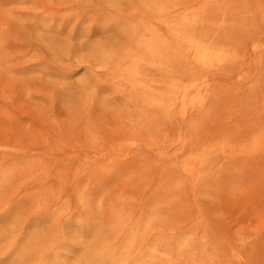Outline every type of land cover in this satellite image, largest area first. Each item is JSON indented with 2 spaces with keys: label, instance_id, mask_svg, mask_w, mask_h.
I'll return each mask as SVG.
<instances>
[{
  "label": "rangeland",
  "instance_id": "rangeland-1",
  "mask_svg": "<svg viewBox=\"0 0 264 264\" xmlns=\"http://www.w3.org/2000/svg\"><path fill=\"white\" fill-rule=\"evenodd\" d=\"M174 1L191 5L199 0ZM247 1L256 13L247 19L252 32L242 54L245 68L258 71L255 50L264 49V0H236ZM153 17L143 13L146 21ZM105 20L138 18L108 0H0V171L25 161L16 187L0 204V236L6 214L24 206L18 238L34 223L43 222L62 242H73L77 229L91 248L105 241L120 242L157 206L164 218L154 225L165 231L151 239L154 243L195 232L207 236L212 264H264L262 159L229 151L225 164L213 167L201 181L183 167L175 171L163 167L171 157L188 155L187 148L178 149L180 134L192 131L201 141L212 142L238 130L248 137L258 135L262 130L258 123L264 127V91L253 99L237 77L221 78L216 86L219 100L209 115L174 124L154 120V109L139 116L127 91L93 61L101 48L123 50L130 42L129 35L116 27L101 32L97 25ZM167 75L152 70L144 74L149 81ZM177 75L189 76L184 71ZM94 89L98 94L94 102L84 106L83 99ZM87 127L101 140L90 143ZM114 148L125 154H109ZM31 176H47L53 186L20 197L19 185ZM63 187L68 199L62 205L45 212L31 209ZM80 194L86 207L79 203ZM168 200L171 205L166 206ZM52 217L57 218L51 226ZM177 220L182 226L175 225ZM117 223L120 228L115 230Z\"/></svg>",
  "mask_w": 264,
  "mask_h": 264
},
{
  "label": "bare ground",
  "instance_id": "bare-ground-1",
  "mask_svg": "<svg viewBox=\"0 0 264 264\" xmlns=\"http://www.w3.org/2000/svg\"><path fill=\"white\" fill-rule=\"evenodd\" d=\"M108 1L115 8H125L138 21L105 20L97 25L105 34L108 27L124 31L129 35L130 42L123 50L101 48L93 61L104 68L105 72L112 74V80L127 91L125 96L138 106L139 116L146 114L145 109H154L157 110L154 120L162 119L174 124L179 119H188L191 123L196 116L208 114L218 102L216 86L221 78L224 80L237 77L240 84L249 89L253 99L264 91V49L255 50L258 71L255 68L251 71L245 68V55L242 54L243 47L247 44L246 37H251L247 34L252 32V24L247 19L251 21V15L256 13L250 1L237 4L236 0H199L191 5H182L174 0ZM143 13H150L154 17L146 21ZM236 14H242L246 18H236ZM44 25L48 26L49 23L44 22ZM251 65L254 67L253 62ZM148 70L168 72V75L149 81L144 76ZM183 71L189 76L184 78L177 75ZM96 92L94 89L83 99L84 106L94 102L95 95H98ZM153 117L150 119L153 120ZM258 125L262 129L258 135L248 137L238 130L235 134L226 135L215 142L201 141L192 131L180 134L176 142L178 149L187 148L188 155L171 157L163 167L170 171L183 167L188 173H196L201 181L213 167L225 164L223 160L229 151L236 156L260 158L264 164L263 122ZM84 131L90 137V143L101 140L95 129L87 127ZM128 151L136 153L131 149ZM111 152L125 154V150L119 151L115 148L108 153ZM162 155L167 156L165 153ZM24 162L21 165L25 166ZM21 165L11 170L3 169L5 173L0 171V204L5 193L9 194L16 187V177L23 172ZM46 177L25 178L18 187V195L27 197L28 192L33 189L48 190L53 184ZM50 197L49 200H39L31 209L45 212L68 199L64 187ZM78 198L83 206L84 196L80 194ZM165 205H171V200L166 201ZM25 210L24 206L12 209L1 223L3 235L0 238L3 236V239H0V264L213 263L207 252V236L198 237L194 232L181 237L173 236L174 241H151L154 236L165 231L162 225H154V222L161 223L164 218L157 206L148 214V219L141 227L131 228L120 242L105 241L91 248L77 229L73 242H62L58 241V232L43 222L34 223L24 236L18 238V223L23 220ZM56 218L49 220L51 226ZM176 222L175 225L182 226L178 223L180 221ZM81 223V220H77L76 225L81 227ZM116 226L115 230L120 228L119 223ZM170 229L175 230V227ZM77 240L81 242V246L74 243ZM235 257L238 258L237 255Z\"/></svg>",
  "mask_w": 264,
  "mask_h": 264
}]
</instances>
